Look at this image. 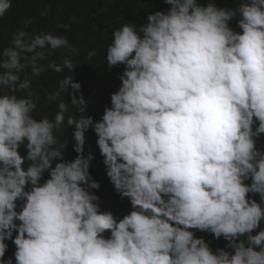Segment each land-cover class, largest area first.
Here are the masks:
<instances>
[{
	"label": "clouds",
	"instance_id": "obj_1",
	"mask_svg": "<svg viewBox=\"0 0 264 264\" xmlns=\"http://www.w3.org/2000/svg\"><path fill=\"white\" fill-rule=\"evenodd\" d=\"M165 2L168 11L150 13L139 29L112 33L106 60L125 70L100 121L69 114L70 104H85L71 75L48 94L58 101L54 117L32 115L25 69L38 75L66 36L20 28L0 50V264H12L2 258L14 232L16 264H264V0ZM10 7L0 0V16ZM50 67L77 65L65 58ZM90 127L128 211H100L102 180L84 155ZM67 128L78 153L71 161L63 159L69 141L57 138ZM192 229L223 237L226 248L214 251Z\"/></svg>",
	"mask_w": 264,
	"mask_h": 264
},
{
	"label": "trees",
	"instance_id": "obj_2",
	"mask_svg": "<svg viewBox=\"0 0 264 264\" xmlns=\"http://www.w3.org/2000/svg\"><path fill=\"white\" fill-rule=\"evenodd\" d=\"M210 2L216 3L218 7H235L238 0H197V3L204 6ZM170 7L165 0H11L10 9L0 16V50L11 46L12 37L20 28H25L29 34L52 32L54 35L66 36L69 41L68 46L57 49L50 55L46 51L45 58L38 62L41 68L38 75H34L31 68L25 69L24 74L32 81L31 90L37 102V109L32 113L35 119L40 120L44 116L49 119L54 117L58 111V101H50L48 94L58 89L61 79L71 75L81 85L80 89L75 90V94L77 97L82 95L85 104L78 108L70 104L69 114L77 119L83 114L92 116L94 122L100 121L105 109L111 106L112 94L122 85L120 77L125 70V65L110 67L106 60L107 48L113 40L112 33L124 24L139 29L140 25L147 22L150 13L167 12ZM45 10L46 13L41 15ZM26 20L30 23L25 24ZM229 24L234 30L241 31L238 20H232ZM89 53L94 55L89 57ZM65 58L71 59L77 65L75 72L69 73L67 69L57 72L50 67L53 64L62 65ZM20 79L21 81L24 79L23 74ZM72 92L73 90L69 88V92L62 93L60 98L71 102ZM0 94L3 92L0 91ZM73 132L74 129L67 128L62 135L57 133L60 143L69 141L63 153L65 161L74 160L78 155L74 150V140H71ZM85 136L84 155L88 156L91 153L94 157L89 169L91 177L94 180L101 179L103 185L100 194L103 208H100V211L112 212L116 206L119 209L130 210L132 208L130 199L117 192L107 175V167L97 145L98 136L94 128L90 127ZM257 146L264 147V134L257 139ZM20 152L26 156V146L22 145ZM48 178L49 173L46 171L41 182ZM245 182L251 183L250 180ZM249 197L260 201L259 194L249 193ZM261 227L264 228V223ZM192 231L197 237H203L209 242L214 251L227 246L228 242L223 237L217 239L210 232L196 229ZM257 231L259 229L254 230L253 234ZM16 234L14 232L12 239L5 240L8 247L2 258L5 261L11 258L12 264H16L14 257L16 246L13 243ZM103 235L109 238L111 233L106 231Z\"/></svg>",
	"mask_w": 264,
	"mask_h": 264
}]
</instances>
